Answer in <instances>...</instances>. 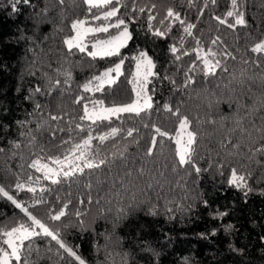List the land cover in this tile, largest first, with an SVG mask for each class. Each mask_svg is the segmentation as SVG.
Returning a JSON list of instances; mask_svg holds the SVG:
<instances>
[{
    "label": "trees",
    "instance_id": "1",
    "mask_svg": "<svg viewBox=\"0 0 264 264\" xmlns=\"http://www.w3.org/2000/svg\"><path fill=\"white\" fill-rule=\"evenodd\" d=\"M237 4L239 10L245 13L248 26H237L233 30L214 19L225 18L226 12L231 8V0H216L215 3L213 0H121L117 4V15L126 22L132 17L138 18L135 23L129 24L134 39L121 50L125 57L121 69L123 74L111 89L106 86L104 93L85 95L104 99L109 106L134 100L133 85L129 83L133 79L135 67V61L131 57L139 50H145L156 64L154 71L161 78H152L156 91L153 95L151 119L144 117L142 120H129L119 136L110 138L103 144L93 141V150L98 146L99 155L109 161L108 166H102L101 170L92 173L85 170V175L71 185L67 182L51 185L49 181L42 179L41 173L29 169L27 165L36 155L62 157L65 149L71 146L62 145V141L68 140L70 135L76 143L86 137V132L78 134L75 124H69L74 117L79 122L78 117L83 114V105L74 103L75 97L82 92L78 85L85 83L94 74L112 67L118 62V58L92 60L86 53L81 54L78 50H74L75 54L69 56L67 46L63 44V40L72 35L71 24L74 20L102 21L93 20L92 17L93 13L98 14L104 9L89 12L83 0H64L62 5L59 0H29L27 5L20 3L18 11L13 13L8 0H0V148L4 149L0 152V186L51 229L59 230L64 241L73 247L85 264H125V261L126 264H185V261L187 264H264V195L261 194L264 192V156L258 157L261 161L259 165L255 158L248 159L251 155L248 152L251 141L246 132L240 131V127L251 131L252 121L257 127L261 126L260 117L264 116V107H261V102L264 101V54L250 51L252 45L264 39V0H237ZM170 7L180 13L186 24L195 25L192 32L200 40L202 47L205 50L211 48L217 53L216 58L227 67L222 80L218 77L208 84L210 92L203 91L202 75L191 88L182 87L185 72L195 60L196 54L191 50L196 47V41L183 33L179 22L173 24L171 33L164 38L153 37L147 30L149 14L156 17L153 21L155 27L163 29L170 23L165 20L164 25L160 24ZM140 8L145 11L140 12ZM227 19L231 22L233 18ZM61 27L64 31H57ZM109 31L117 30L111 28ZM21 33L32 39L21 38ZM181 36L184 37L182 51H189L191 55L175 61V57L169 52V46L176 44L180 48ZM14 37L17 38L13 39ZM213 40H216L214 45ZM30 49L38 57L35 66L30 63L34 59ZM227 53H231L235 59L230 56L226 58ZM197 64L202 67L199 61ZM57 69L72 72L73 81L70 85L63 83L64 76H57ZM30 71H35V76L30 75ZM41 71L47 72L53 82L60 79L62 83L54 88L50 96L37 94L35 99L47 105L42 113L44 118L50 119L49 114L62 117L59 123L65 131L57 132L55 137L50 130L34 131L38 143L34 149H30L27 147L29 138L21 136V132L35 130L41 114L33 112L34 102L25 97L37 85L42 88L45 86L46 81L38 79ZM165 74L175 80L179 90L173 91V85L168 80H162ZM217 84L220 86L217 87ZM225 85L229 87L226 88ZM213 92L215 96L211 94ZM216 97L233 100L238 98L239 103L244 105L239 111V117L243 121L241 126H237L232 119H222L224 116H232L236 111V104L231 109L227 103H221L217 107L214 102ZM165 102H169L173 109L179 106L181 115L188 116L191 121L190 129L198 134L197 163L202 169H208L199 176L194 172L192 176H188L184 171H172L175 143L167 138L158 136L154 154L146 156L155 134L153 124L172 136L177 131L178 120L170 112L163 110ZM253 108H258L259 111L249 115ZM156 109H159L158 114ZM18 121L32 123L21 129ZM56 123L50 121L49 128H54ZM145 124L148 126L145 127ZM118 125L119 121L113 124ZM69 127L73 129L72 133L67 131ZM128 127L136 128L138 132L127 137ZM233 128L236 130L230 132L229 129ZM108 131V127L96 128L93 135L99 136ZM255 135L253 132V138ZM12 142L21 143V148L15 149ZM238 142L241 145L239 153L229 156L231 145ZM221 143L227 147L222 148ZM41 145L43 152L40 151ZM121 152L124 153L123 159L120 158ZM13 153H16L14 157ZM20 155L25 157L23 161ZM221 158L230 160L233 166L246 175L248 185L252 188L247 196L244 191L227 184L230 168L224 169V176L217 172L216 165ZM21 163L24 164L22 182L27 181L28 173H32L33 181L36 177H41L39 185L33 183L37 188L36 196L40 195V186L51 189L44 194L48 203L36 205L33 193L27 192L26 188L20 191L15 188L16 176L13 173L21 172L18 167ZM210 163L213 167L209 169ZM141 167L145 169L143 176L139 175ZM128 171H132V177L126 175ZM89 183L91 189L87 187ZM148 183H152L153 188L147 195H143L142 190ZM178 184L184 187H179ZM89 193L91 203L88 202ZM133 194L136 196L135 200L132 199ZM166 199L175 201L168 205L173 209L172 213L165 209ZM97 200L100 201L99 204L96 203ZM64 204H67L64 209L66 215L60 221H52L49 212L59 211ZM177 204L183 205L185 210H177ZM153 205L157 207V215L149 214ZM188 205H191L190 210H187ZM120 206L126 210V215L122 218L117 216ZM217 211L227 212L228 215L222 219H213ZM77 212L82 215L77 217ZM169 215L173 218L169 219ZM21 222L30 223L20 209L0 196V229H10ZM227 225L233 226L231 231L224 230ZM213 229L217 230L215 236L211 235ZM33 240L35 247L39 249V256L36 252L32 255L37 264H78L50 238L41 236L34 237ZM0 247L7 248L3 245L2 238ZM48 249L52 251L49 252ZM60 256L64 259L61 260ZM12 264L16 262L12 261Z\"/></svg>",
    "mask_w": 264,
    "mask_h": 264
},
{
    "label": "snow or ice",
    "instance_id": "2",
    "mask_svg": "<svg viewBox=\"0 0 264 264\" xmlns=\"http://www.w3.org/2000/svg\"><path fill=\"white\" fill-rule=\"evenodd\" d=\"M64 0H59V3L62 5ZM121 0H83V3L88 6V11L92 12L93 9H104L102 15H97L93 13V18L95 20H103L105 22L110 21L113 17H116L115 23H104L103 25L96 27H85L87 23L86 20L76 19L71 24L72 35L67 36L63 40V44L67 46L68 55H74L75 51L78 50L79 53L85 54L88 57H91L92 60H96L97 58L104 59L115 57L118 58V62L114 63V67H109L105 71L100 72L99 74H94L89 79L86 80L82 85H78L82 92L80 95L75 97L74 103L77 105H83V114L79 115L78 121L74 117L69 121V124H75V128L78 130V134L87 133L86 137L81 139L80 142L76 143L73 140V137L70 135L68 140L62 141V145L71 146L65 149L63 156H39L33 152V155H36V158L31 160V163L27 165L29 169H34L35 172L42 174V179L44 181H49L51 185H60L62 183L67 182L71 185L74 181L78 180L81 176L85 175V170H88V173L95 172L97 170H101L102 166H108L109 161L106 158H101L99 155V148L97 146L96 150H93V141L97 140L100 144H103L105 141H108L110 138H115L121 134L124 129V126L127 124L129 120L136 119H144L147 117L151 119L152 111H153V95L155 94V85L152 84V78L161 79L159 73L154 71L156 68V64L153 59L148 55L147 51L139 50L136 55L131 57L135 61V72L133 73V79L129 81L133 85L132 91L135 94L136 99L132 100L130 103H122L115 104L113 103L111 106L105 103L104 99L95 98L94 96H86L88 93H104L107 89H111L114 85L117 84L118 78L123 74L121 69L122 65L125 63V57L123 56L122 49L128 46L129 42L134 39L133 33L129 30V24L135 23L138 19L137 17H132L128 22L125 19L119 17L117 13L119 12V8L116 7L117 4H120ZM191 2V0H190ZM216 0H213L215 3ZM8 3L12 9L13 13L18 11V5L20 3L29 4V0H8ZM110 6V7H109ZM155 7V5H153ZM135 7L133 11H135ZM140 12H144V8L139 9ZM151 11V10H149ZM233 18L230 22L227 18ZM148 32L151 33L153 37L156 38H164L169 33H171L173 24L175 22H179V25L183 29V33L189 37H192L196 41V47L191 51L195 52V60L191 62V66L187 68L185 72V81L182 87L191 88L198 82V77L202 75L204 77V87L203 91L210 92L208 84L211 81H215L218 77L222 80L223 73L227 72V67L222 65L220 59H217V53L214 52L211 48L205 50L199 39H197L192 32V29L195 25L187 23L184 19L181 18L180 13L175 11L173 8H168L166 16L164 20L160 21L161 25H164L165 20L170 21L163 29L155 27L153 25V21L156 19L155 16L149 14L148 15ZM214 19L219 21L220 25H227L228 28L235 30L237 26L247 27L248 22L245 19V13L240 11L238 8L237 0H231V8L226 12L225 18L214 17ZM118 30L117 35L109 34L108 39H95L91 42V49H88V42H86V37L89 34L95 33H109V29ZM57 31H64V28L61 27L57 29ZM21 38L31 40V37H25L23 33H21ZM181 46L178 48L176 44H172L169 46V52L175 57V61H181L183 56H190L191 53L189 51H182L183 49V40L184 37L181 36ZM212 44H216V40L212 41ZM34 59L30 62L33 66H35L38 57L33 49ZM250 51L252 53H260L264 54V39H260L254 45L251 46ZM231 57L235 59L231 53L226 54L227 57ZM174 61V62H175ZM197 61L202 64L200 67L197 64ZM67 63L68 61L65 60ZM248 61H245L247 63ZM220 70L219 72L217 70ZM40 70V69H37ZM179 70V69H178ZM57 76H64L65 79L63 81L64 84H71L73 81L72 72L65 69L64 71L56 70ZM30 75L35 76V71H30ZM38 79H44L46 81L45 86L42 88L37 85L34 89L29 90V94L25 97L27 100H31L34 102L33 112L35 114H41L40 121L37 122V127L35 130L28 129L27 132L22 131L21 136H27L29 138L28 145L30 149H34L38 143L35 132H39L41 130H50L53 137L57 132H63L65 129L60 126V121L62 117L59 115L49 114L50 119L44 118L42 113L47 108V105L41 104L39 101L35 99L37 94L51 95L52 91L55 87L60 86L62 81L60 79H56L53 82L52 77L47 73L41 71V77ZM234 79V78H233ZM264 79V77H262ZM162 80H168L173 85V91L179 90V87L176 86L175 80L168 76L164 75ZM161 80V82H162ZM149 85H152L149 87ZM220 85L217 84V87ZM225 87H229V85H225ZM46 89V91H45ZM70 90V89H69ZM152 93L151 95L149 93ZM215 96V93H211ZM215 104L218 107L221 103H227L228 107L231 109L233 104H236V111L232 114L231 117L224 116L223 120L232 119L237 126H241L243 121L242 118L239 117V111L244 105L240 104L237 100L227 99L223 97H216ZM211 107V104L209 105ZM261 107H264V101L261 102ZM163 110L166 112H170L173 117H176L178 120L177 131L175 136L170 135L168 132L163 131L160 127L153 124L154 135L151 138V146L148 147L146 156L151 157L154 154V149L158 143L157 137L167 138L175 143V158L172 164V171H184L188 176H192L193 172L196 176H199L201 172L207 171L208 169H202L199 167L197 163V140L198 134L196 131L190 129L191 121L189 117L186 115H181L180 107L177 106L175 109L170 105L169 102H165L163 104ZM157 114L159 113V109H156ZM258 108H253L249 115H254L258 112ZM29 115H33V113H29ZM261 126L257 127L255 122L252 121V129L251 131L240 127V131L242 133L247 134L249 140L251 141L248 146V152L251 153L248 156L249 160L255 158V162L259 165L261 164L260 159L258 157L264 156V116L260 117ZM50 121H56V126L54 128H49ZM119 121L118 126H113V124ZM87 122V123H83ZM21 129H24L27 124L32 123V121H18L17 122ZM210 123H215V121H210ZM145 127L148 125L145 124ZM100 127H108L110 131L104 132L99 136L93 135V132L96 128ZM236 129H229L230 132H234ZM69 133L73 132V129L69 127L67 129ZM134 132H138V129L133 127L127 128V137H132ZM253 132H255V138H253ZM163 143V140L160 141ZM229 143L231 140L229 139ZM13 147L15 149L21 148V143L12 142ZM138 144V141H137ZM222 148H226L227 146L221 143ZM241 145L240 143H235L231 145V151L228 152V155H234L239 153ZM4 149L0 148V152H3ZM40 151L43 152V145L40 146ZM126 151V148H125ZM16 153H13V157ZM120 158H124V153H120ZM21 161L25 159L23 155H20ZM45 159L49 160L51 163L43 162ZM21 169L19 173H13L16 176V184L15 188L20 191L26 188L27 192L33 193L34 204H42L48 203L44 199V194L50 192L51 189L49 187L40 186L39 192L40 195L36 196L37 188L33 186V183L40 184L41 177H36L35 181H33L32 173H28L27 181H21V175L24 173V164L21 163L18 165ZM213 165L209 164V169L212 168ZM230 168L231 173L228 176L227 184L230 187H234L238 190L244 191L245 196L248 195L249 192L252 191V188L248 185L246 175L240 172V169L232 165V162L227 158H221L220 163L216 165L217 172L224 176V169ZM128 177H132V171H128L126 173ZM139 175H145V169L141 167L139 169ZM163 175V173H161ZM131 183V181H129ZM121 184H123V180H121ZM179 187H184L183 185H179ZM89 189H91V184L87 185ZM153 188L152 183H148L146 188L142 190L143 195H147V192ZM264 195V192L261 193ZM0 196L7 198L17 209H20L21 212L27 217V222H21L17 226H13L10 229L3 228L0 229V238H2L3 245L7 246V249L4 247H0V264H12V261H15L16 264H37V261L32 259L33 252H36L39 256V249L34 245V237H44L50 238L51 241H55V244L59 246V249H62L64 253L67 254L68 257L73 258L78 264H85V261L74 251L73 247L69 246L64 239L62 238V233L59 230H53L44 222H42L39 218L33 215L27 207L23 205L17 198L13 195H10L7 190L3 186H0ZM187 198V192L185 195V199ZM59 199V197H57ZM132 199L135 200L136 196L133 194ZM88 202L91 203V195H88ZM83 203V201H81ZM97 204L100 203L99 200L96 201ZM175 201L165 200V209L168 213H172L173 209L168 207L169 204H173ZM205 206H207V201L204 202ZM65 208H67V204H64L59 211L49 212V218L52 221H60L62 217L66 215ZM191 209V205L187 206V210ZM111 209H109L110 211ZM177 210L184 211L185 208L183 205L177 204ZM149 214L157 215V207L153 205L149 209ZM77 217H80L82 214L80 212L76 213ZM126 215V210L123 206L119 207L117 212L118 218H122ZM228 215L227 212H219L217 211L213 215V219H222L224 216ZM173 218L169 215V219ZM81 226H83V221H81ZM65 227H68L66 225ZM233 228L232 225L225 226V231H231ZM217 234V230L213 229L211 235L215 236ZM202 238L204 234H201ZM264 239V238H262ZM27 242V243H26ZM231 247V245L229 246ZM10 250V251H9ZM237 251L236 249H233ZM51 252V249H48ZM57 255H60L57 253ZM60 259L63 260L64 257L60 256ZM126 264V261H125ZM187 264V261H185Z\"/></svg>",
    "mask_w": 264,
    "mask_h": 264
},
{
    "label": "rangeland",
    "instance_id": "3",
    "mask_svg": "<svg viewBox=\"0 0 264 264\" xmlns=\"http://www.w3.org/2000/svg\"><path fill=\"white\" fill-rule=\"evenodd\" d=\"M110 7V6H109ZM117 7V5H116ZM104 11V10H103ZM103 11L99 12L97 15H102ZM93 20H95L93 17H92ZM85 20V19H83ZM116 19H111L110 21L108 22H105V21H97V22H87L85 24V27H96V26H100V25H103L104 23H115ZM111 29V28H110ZM109 29V30H110ZM73 34V33H72ZM109 34L111 35H117L118 34V30L116 32H110L109 33H95V34H89L88 37H86V42H88V49L90 50L91 49V42H93L95 39H108L109 38ZM17 37H14L13 39H15ZM114 67V65L112 66ZM106 70V69H105ZM104 70V71H105ZM103 72V71H102ZM134 72H135V67H134ZM133 72V73H134ZM136 99V97L134 98ZM130 103V102H129ZM45 163H51L50 161H43ZM7 249V248H6ZM10 251V250H9Z\"/></svg>",
    "mask_w": 264,
    "mask_h": 264
}]
</instances>
